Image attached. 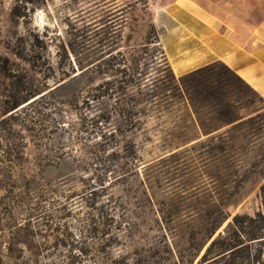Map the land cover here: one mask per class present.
Here are the masks:
<instances>
[{
  "label": "trees",
  "instance_id": "1",
  "mask_svg": "<svg viewBox=\"0 0 264 264\" xmlns=\"http://www.w3.org/2000/svg\"><path fill=\"white\" fill-rule=\"evenodd\" d=\"M26 9L14 6L11 19L27 15ZM113 18L112 14L102 36L100 24L92 28L95 39L86 32L79 34L77 52L69 42L75 63L62 66L59 77L45 74L51 67L37 39L27 45L21 39L8 44L13 58L0 53V233L6 239L0 262L7 258L18 264L28 252L32 264H264V211L232 215L227 210L246 179L264 176V152L248 155V150L264 149L263 97L221 60L176 77L157 46L156 36L152 40L150 33L136 54L121 51L116 46L118 41L113 40L118 28ZM61 49L67 54L64 44ZM94 70L109 74L111 79L94 86L84 82L67 100L57 103L64 106L111 100L105 115L92 117L96 125H107L102 135L111 139L144 125V118L152 114L158 118L168 115V126L160 130L164 134L161 147L167 151L143 163L128 150L129 154L121 155L124 165L119 169L88 178L83 197L88 211L76 216V224L71 225L64 218L73 214H63L66 207L51 202L49 189L42 183L45 178L35 170H25V150L30 141L41 145L52 119L44 109L54 104L55 92ZM49 78H53V85H48ZM204 151L211 165L205 164ZM139 168L144 171L141 186L163 179L167 188L162 202L166 206L158 210L159 215L153 207L152 192L145 187L141 191L153 214L143 224H155L160 235L156 245L137 244L130 253L117 252L119 232L138 228V223L118 212L123 206L112 195L102 201L104 193L98 189L115 180L127 181L139 173ZM171 168L183 174L175 191L168 190L174 180L168 175ZM185 200L188 207L204 214L173 216L167 212V208L185 205ZM46 231L56 239L77 231L89 242L76 239L66 254H59L57 262L46 260L44 248L38 245V237Z\"/></svg>",
  "mask_w": 264,
  "mask_h": 264
},
{
  "label": "rangeland",
  "instance_id": "2",
  "mask_svg": "<svg viewBox=\"0 0 264 264\" xmlns=\"http://www.w3.org/2000/svg\"><path fill=\"white\" fill-rule=\"evenodd\" d=\"M193 1L210 10L224 27L225 24L229 25L234 20V28L239 32L248 23L252 25L264 23V0ZM180 2V0H0V53L13 58L6 47L8 44H14L21 39L27 45L37 39L42 46L43 57L51 67L50 70H45V74L49 77L52 74L59 77L62 66L67 67L69 61L72 65L75 63L69 42H72L77 52L80 47L75 43L80 41L79 34L86 32L85 34L95 39L92 28L100 24L99 36H102L107 31L108 20L113 14V23L118 27L113 40L118 41L116 46H120L121 51H133L136 54L145 44L148 33H150L152 40L156 36L157 46L162 49L168 65L178 77L181 74L176 73L174 64L182 51L183 41L190 35L193 41L187 47L193 46L194 41H198L197 37L208 41L214 47L221 44L220 35L210 31L204 23L186 11ZM14 6L22 11L26 6L27 15L16 20L11 19L10 12ZM62 44L67 54L61 49ZM149 46L153 47V44ZM80 56L82 55L79 53ZM97 71L94 70L87 74L81 81H70L65 87L55 92L54 104L44 109L45 112H50L52 119L46 125L48 127L44 139L40 141L41 145H34L30 141L25 150L28 158L25 170L28 173L35 170L45 178L42 183L45 184L44 189H49L47 193L51 202L58 207L65 206L63 214L69 211L73 214L74 217L64 218L71 225L76 224L74 220L76 216H83L88 211L83 199L88 178L103 176L107 169H119V166L124 165L121 155L129 154L128 150H133L143 163L167 151L162 150L164 134L160 130L168 126L171 119L168 115L158 118L152 114L144 118L146 122L144 125L111 139L107 134L102 135L103 127L107 125H102V123L96 125L92 118L95 114L104 113L105 115L111 108L109 105L112 103L111 100L105 98L101 103L79 101L76 104L72 102L71 105L64 106L57 103V100L70 97L84 82H91L94 86L103 80L111 79L109 74ZM53 84V78H49L48 85ZM132 118L136 120L135 115ZM56 121H61L63 124H57ZM262 141L264 143V136ZM258 148L259 146L254 149ZM259 152H264V149L248 150V155ZM205 153L206 151H204V162L211 165L210 158ZM38 158L42 161L38 162ZM138 171L137 175L130 176L127 181L115 180L105 189H98L99 193H104L101 197L102 201L106 202L109 195H112L117 204L120 202L123 206V209L120 207L118 212L125 213L129 217L128 220L138 223V228L119 232L117 252L130 253L133 246L137 244L156 245L157 237L160 235L155 224L148 225L150 222H146L153 214L141 191L145 187L148 192H152L153 207L156 215H159L158 210L166 206L162 202L166 199L164 192L167 188L163 186V179L160 183H153L151 186L147 184L141 186L139 179H143L144 171L142 168ZM170 171L168 175L174 180L168 190L175 191L179 187L178 183L183 180V174L179 175L181 171L174 168ZM185 202L186 204L178 209L167 208V212L173 216L204 214L203 210L188 207V200ZM227 210L232 215L235 213L253 215L255 211H264V176H253L246 179L239 193L234 195L233 200L227 206ZM143 220H146L144 224ZM226 222L218 231L222 230ZM1 234L0 254L4 256L6 239L5 235L3 237ZM44 234L38 237V245L44 248L43 255L47 257L46 260L56 262L59 260V254H66L67 248L74 240L89 242L77 231H72L70 236L59 235L57 239L52 232L46 231ZM168 234L171 240L170 232ZM6 262H9L7 258L0 263L6 264ZM32 263L33 257H28V252L18 262V264ZM9 264L13 263L9 262Z\"/></svg>",
  "mask_w": 264,
  "mask_h": 264
},
{
  "label": "crops",
  "instance_id": "3",
  "mask_svg": "<svg viewBox=\"0 0 264 264\" xmlns=\"http://www.w3.org/2000/svg\"><path fill=\"white\" fill-rule=\"evenodd\" d=\"M180 1L186 11L204 23L210 31L220 35L221 44L214 47L197 37L198 41L187 47L193 41L190 35L183 41L182 51L174 64L176 73L183 74L211 60H221L264 99V23H248L239 32L234 28V20L224 27L210 10L196 1Z\"/></svg>",
  "mask_w": 264,
  "mask_h": 264
},
{
  "label": "water",
  "instance_id": "4",
  "mask_svg": "<svg viewBox=\"0 0 264 264\" xmlns=\"http://www.w3.org/2000/svg\"><path fill=\"white\" fill-rule=\"evenodd\" d=\"M212 238H214V236H213ZM212 238H211V239H212Z\"/></svg>",
  "mask_w": 264,
  "mask_h": 264
}]
</instances>
